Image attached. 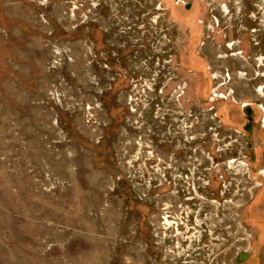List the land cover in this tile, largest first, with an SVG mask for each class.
Segmentation results:
<instances>
[{
	"label": "rangeland",
	"instance_id": "obj_1",
	"mask_svg": "<svg viewBox=\"0 0 264 264\" xmlns=\"http://www.w3.org/2000/svg\"><path fill=\"white\" fill-rule=\"evenodd\" d=\"M0 264H264V0H0Z\"/></svg>",
	"mask_w": 264,
	"mask_h": 264
}]
</instances>
